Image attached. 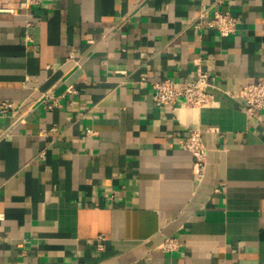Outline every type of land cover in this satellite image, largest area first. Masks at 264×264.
Segmentation results:
<instances>
[{"label":"crops","instance_id":"obj_1","mask_svg":"<svg viewBox=\"0 0 264 264\" xmlns=\"http://www.w3.org/2000/svg\"><path fill=\"white\" fill-rule=\"evenodd\" d=\"M198 65L213 106L155 104ZM261 76L264 0H0V264H264V111L226 93Z\"/></svg>","mask_w":264,"mask_h":264},{"label":"built area","instance_id":"obj_2","mask_svg":"<svg viewBox=\"0 0 264 264\" xmlns=\"http://www.w3.org/2000/svg\"><path fill=\"white\" fill-rule=\"evenodd\" d=\"M36 0H26L27 4H32ZM239 20L229 12L217 11L211 19L202 20L197 24L210 26L222 37L234 34L237 30ZM143 81L146 78H142ZM214 86V79L209 73L197 66L196 76L192 80L175 82L171 79L153 82V100L158 106H174L182 100L184 104L197 108L209 107L215 104V98L209 92V88ZM76 89L69 87L65 95L75 94ZM226 93L234 98H240L245 102L247 113L250 116H260L264 111V76L257 81L248 82L242 88L227 90ZM48 108L60 106L59 99L52 92L46 93L43 98ZM18 105L10 99L0 100V115L16 112ZM88 134H93V130L88 129ZM193 157V168L197 178L204 174L208 150L204 144L202 134L198 129L190 130L182 144ZM3 215L0 214V220ZM179 240L176 237H166L160 244V249L164 252H174L179 249Z\"/></svg>","mask_w":264,"mask_h":264}]
</instances>
